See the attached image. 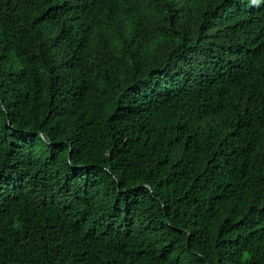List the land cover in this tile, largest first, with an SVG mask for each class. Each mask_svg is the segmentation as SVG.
<instances>
[{"label": "trees", "instance_id": "16d2710c", "mask_svg": "<svg viewBox=\"0 0 264 264\" xmlns=\"http://www.w3.org/2000/svg\"><path fill=\"white\" fill-rule=\"evenodd\" d=\"M0 264H264V0H0Z\"/></svg>", "mask_w": 264, "mask_h": 264}]
</instances>
